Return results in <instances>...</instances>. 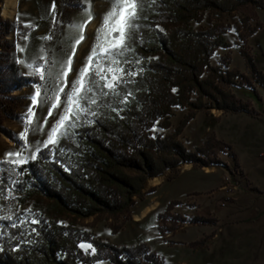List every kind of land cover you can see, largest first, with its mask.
<instances>
[{
  "label": "trees",
  "instance_id": "obj_1",
  "mask_svg": "<svg viewBox=\"0 0 264 264\" xmlns=\"http://www.w3.org/2000/svg\"><path fill=\"white\" fill-rule=\"evenodd\" d=\"M84 1L55 0V19L62 29L85 9ZM141 9L135 39L129 41L132 50L121 57L129 61L123 65L126 70L138 75L125 77L129 82L120 86V95L109 94L88 105L96 115L84 116L75 127L69 124V135L56 147L49 146L50 151L36 152L35 160L15 170L0 161V217H10L0 219V264H165L144 244L115 247L81 232L76 222L128 215L134 199L143 198L147 181L171 177L184 165L227 169L220 159L223 155L238 168L232 148L214 133L192 152L181 138L199 113L256 115L251 101L259 102L256 89L264 91V74L247 45L260 30L257 14L264 10V1L141 0ZM232 14H238V22L230 27L225 18ZM206 18L207 28H193ZM10 30L9 24L0 23V39ZM230 30L236 35L245 73L231 67L226 40ZM12 48L13 44L0 41V115L16 120L14 112L22 99L14 93L43 86L22 73L13 61ZM218 51L226 53L213 66ZM235 92L248 100L239 99ZM175 111L185 114L173 128ZM1 124L0 134L19 144ZM13 204L26 209L7 213ZM180 205L169 203L157 217L164 225L157 229L160 236L173 234L184 224H214L202 217L185 220L173 215ZM82 243L91 244L96 252H82Z\"/></svg>",
  "mask_w": 264,
  "mask_h": 264
},
{
  "label": "rangeland",
  "instance_id": "obj_2",
  "mask_svg": "<svg viewBox=\"0 0 264 264\" xmlns=\"http://www.w3.org/2000/svg\"><path fill=\"white\" fill-rule=\"evenodd\" d=\"M5 2L6 0H0V23L9 24L11 30L0 41L13 44V48L11 49L13 61L18 65L24 75L37 78L38 80H40L39 75H32L33 70L26 67V65L30 63L48 65L57 57H66L71 54L72 45L79 35L78 26L87 22L84 28L85 40L76 46V55L73 60V68L76 71L69 73L70 80L76 79L78 70L85 64L91 47L95 42L96 30L102 23L103 15L110 8V0H100L94 3H89L85 0V9L73 15L70 25L62 29L56 19L55 24L53 23V17H55V13L52 11L53 0H16L14 15L11 19H6L2 16ZM88 11L91 12L93 17L91 21H88ZM257 19L260 30L249 39L247 51L253 56L257 68L264 74V10L258 12ZM237 22L238 14H232L225 18V23L230 27H233ZM26 24H30L32 27H25ZM209 24L210 22L206 18L200 25L193 24V28L201 30L207 28ZM25 36L28 39H25ZM47 36H51L52 39H43ZM226 40L230 45L229 55L231 67L239 70L241 73H245L244 63L239 55L240 48L233 30L227 33ZM17 45H20L25 51H18ZM225 53L224 51H218L212 58L211 64L215 66L219 57ZM42 56L45 59H40ZM17 59L25 63H17ZM42 86L41 91L45 96L41 98H51L53 96L51 90L52 82H42ZM35 93L36 87H29L21 92L14 93V96L22 99L20 106L14 112L17 116L16 120H9L2 114L0 115V121L2 122L1 128L11 133L12 138L16 142H19L17 144L5 135L0 134V161L6 162V153L20 151L23 157L29 158V162L31 161L30 156L36 153L37 147L44 148L43 142L47 139L46 131L50 130L51 125L55 123L58 116H48L50 103H43L33 107L32 97ZM256 94L259 102L251 101V105L256 114L252 117L246 115H224L217 111L199 113L189 123L190 125L187 126L182 135L181 141L186 150L192 152L211 133H214L218 140L228 144L231 148V145L241 147L245 143L248 147H255L258 155H261L260 159L263 160L264 91L257 88ZM235 95L243 101L248 100V98H245L238 92H235ZM61 99L63 101L65 97L62 96ZM29 107H33L36 113L31 124L27 121ZM55 111L60 112L62 108ZM184 114V111L174 112V116L171 119L173 128L178 126ZM46 120L48 121L47 123L45 122ZM37 124L42 129H45V131L33 132L32 130L37 127ZM26 129L27 146H25V139H22L20 136ZM232 151L236 155V147ZM239 158L242 162H240ZM239 158L237 157V169L234 168L233 161L230 158L222 155L220 159L226 164L227 169L221 168V171H217V173L206 171L207 168H203L204 170L195 169L191 165H184L171 177L165 176L149 180L146 182L142 191L143 198L139 200L134 199L135 204L128 215L113 218L105 216L93 217L88 220L77 221L76 228L81 232L91 234L96 240L115 247H131L144 244L150 251L156 254L151 250V246H156L157 242L162 241L164 245H167L169 248H174L179 252L181 246H183L182 241L184 237L192 236L196 238L203 232L208 234L210 229L205 232L203 229H198L197 227H188L191 224H184L178 227L173 234L162 237L158 234L157 229L159 226L163 228L164 225L157 222V217L166 211L169 203L179 202L181 205L173 209V215H178L185 220L202 217L212 220L215 223L217 221L216 218L200 215V203L204 201L206 196L218 191L214 189L216 182H218L217 177L221 176L220 182L222 187L224 186L223 178L228 177L230 174L233 177H237V182L241 181L243 168H246L247 165L244 153L239 155ZM11 159H14V157ZM226 203L227 199L224 198L221 205L225 206ZM25 209L17 204H13L7 208V213L19 212ZM208 238L209 236H205L204 238L194 240L188 244V247L191 249L202 247ZM197 242H202V245L191 246V244ZM80 249L86 254H94L91 249L85 250L81 247ZM157 256L161 258L159 255Z\"/></svg>",
  "mask_w": 264,
  "mask_h": 264
},
{
  "label": "snow or ice",
  "instance_id": "obj_3",
  "mask_svg": "<svg viewBox=\"0 0 264 264\" xmlns=\"http://www.w3.org/2000/svg\"><path fill=\"white\" fill-rule=\"evenodd\" d=\"M55 10V0H53L52 11L55 12ZM141 10V0H110V8L103 15L102 23L96 30L95 42L91 47V51L74 80L69 79V73L76 71L73 68L76 46L85 40L84 28L87 22L78 26L79 35L72 45L71 54L66 57H57L48 65H37L35 63L26 65V67L33 70L32 75H39L42 82H52L53 96L51 98H41L45 96L41 91V85H35L36 93L32 97L33 107L50 103L48 116H58L55 123L51 125L50 130L46 131L47 139L43 142L44 148H48L50 151L49 146L56 147L59 145L60 139L69 135V124L75 127L77 122L84 116L89 114L95 116L96 113L91 112L88 105L98 104L100 97H108L109 94L119 96L120 86L129 82L125 80V77L138 75L136 71L126 70L123 65L128 64L129 61L121 59V57L132 50L129 41L135 39L134 31L138 28L135 22L140 18ZM92 18L91 12L88 11V21H91ZM55 22V17H53V23L55 24ZM25 27H32V25L26 24ZM24 38L28 39L27 36ZM43 39L50 40L52 37L47 36ZM17 50L20 52L25 51L20 45H17ZM40 59L43 60L45 57L42 56ZM17 63L24 64L25 62L17 59ZM136 63H139V61H136ZM94 65L95 67H93ZM93 74L96 79H92ZM66 89L68 90L66 91ZM97 90L99 91L97 92ZM89 93L92 95L89 96ZM127 95L131 96V93L129 92ZM62 96L65 97L63 101ZM122 102L126 104L127 97ZM33 107L28 109L27 121L29 124L33 122V118L36 116ZM61 108L62 111H55ZM113 111L119 112L122 109L113 108ZM32 131H45V129L37 124V127ZM20 136L25 139V146H27V129ZM40 151L41 148L37 147L36 152ZM5 157L6 162L13 166V170L28 163L29 160L28 157H23L20 151L8 152ZM13 157L14 159H11ZM36 158L35 154L30 156L31 160ZM0 219H10V217H0ZM31 223L36 224L38 221L32 220ZM13 227H16V225L13 224ZM80 247L85 250L91 249L93 253L96 252L91 244L82 243Z\"/></svg>",
  "mask_w": 264,
  "mask_h": 264
},
{
  "label": "crops",
  "instance_id": "obj_4",
  "mask_svg": "<svg viewBox=\"0 0 264 264\" xmlns=\"http://www.w3.org/2000/svg\"><path fill=\"white\" fill-rule=\"evenodd\" d=\"M15 6L16 0L14 10ZM231 146L232 150L236 147V158L244 153L247 165L246 168L242 166L241 181L237 182V177L228 175L237 189L230 194L223 191L219 176L214 187L218 191L200 203V215L217 221L212 226L188 227H197L205 232L210 229L208 234L203 232L196 238L184 237L179 252L162 241L151 246V250L166 264H264V159H260L255 147H248L246 143L241 147ZM206 171L217 173L221 168H208ZM224 198L227 203L222 206ZM205 236L209 238L202 247H188L189 243Z\"/></svg>",
  "mask_w": 264,
  "mask_h": 264
},
{
  "label": "bare ground",
  "instance_id": "obj_5",
  "mask_svg": "<svg viewBox=\"0 0 264 264\" xmlns=\"http://www.w3.org/2000/svg\"><path fill=\"white\" fill-rule=\"evenodd\" d=\"M14 5H15V0H6L5 8L2 11V16L4 18L10 19V18L13 17V14H14Z\"/></svg>",
  "mask_w": 264,
  "mask_h": 264
},
{
  "label": "built area",
  "instance_id": "obj_6",
  "mask_svg": "<svg viewBox=\"0 0 264 264\" xmlns=\"http://www.w3.org/2000/svg\"><path fill=\"white\" fill-rule=\"evenodd\" d=\"M231 181L232 180H231V177L230 176L226 177L225 180H224V188H223V190L226 193H228V194L232 193L233 191H235L237 189V186L234 185V184H232Z\"/></svg>",
  "mask_w": 264,
  "mask_h": 264
}]
</instances>
